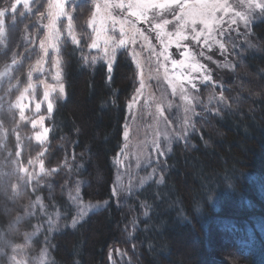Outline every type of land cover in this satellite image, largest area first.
I'll list each match as a JSON object with an SVG mask.
<instances>
[{
    "label": "trees",
    "instance_id": "1",
    "mask_svg": "<svg viewBox=\"0 0 264 264\" xmlns=\"http://www.w3.org/2000/svg\"><path fill=\"white\" fill-rule=\"evenodd\" d=\"M13 3L0 0V9ZM86 6L80 1L74 8L78 43L70 35L59 48L66 99L56 104L41 156L47 178L41 180L49 186L11 194L0 172V264L39 223L35 214L11 226L37 198L62 222L29 243L36 254L46 245L50 264H264V20L252 24L255 45L228 77L233 86L229 104L204 117L191 144L174 147L160 179L118 206L112 196L114 158L123 144L138 77L125 51L117 54L111 73L103 60L93 62L83 34ZM42 8L38 0L34 12L23 16L20 10L5 21L0 68L13 55L21 57L23 34L33 37L27 49L35 44L32 34H41L37 17ZM35 53L34 46L25 58ZM24 147L33 156L41 150L31 140ZM77 190L84 202L108 204L70 227L69 198ZM195 240L198 248L190 254L185 241L195 246Z\"/></svg>",
    "mask_w": 264,
    "mask_h": 264
},
{
    "label": "rangeland",
    "instance_id": "2",
    "mask_svg": "<svg viewBox=\"0 0 264 264\" xmlns=\"http://www.w3.org/2000/svg\"><path fill=\"white\" fill-rule=\"evenodd\" d=\"M36 1L38 0H27L29 8L25 9V0H19L18 3L14 0L15 13L22 10L21 15L24 16L25 13L34 12ZM80 1L89 4L86 6L87 11L84 17L86 31L83 32L85 37L87 36L88 53L99 59L105 55L102 40L98 48L91 47L92 41L96 39V32L93 29L99 28L101 17L107 18V35L115 37L117 41L121 38L119 22L124 21L125 45L116 49V56L119 52L125 51L136 66L138 84L133 95L136 100L133 102L132 98L129 104L133 106L131 109L127 108L123 144L114 158L115 177L112 196L115 204L121 206L125 205L130 197L137 194L147 184L158 180L157 178L160 179V171L165 167L174 147L178 144H191L192 139L198 134L199 124L202 123L204 117L221 111L229 104L233 86L228 77L233 76L238 58H242L245 52L251 51L254 47L255 43L250 29L253 23L264 20V12L260 9L252 11L248 25H245L235 16V13L248 12L246 7L248 0H243V2L242 0H180L192 6L218 2L224 4L229 10L225 12L222 8L215 12L216 22L212 25L210 36L204 30V26L197 23L195 25L197 32H204V35L194 39L195 33L191 31L193 25L189 23L184 30L188 38L180 41L179 46L170 45L166 53L169 59L165 60L162 54L164 44H167L169 33L173 34L172 38L175 39L174 34L181 24V21L176 18L180 15V9L176 4L164 9L150 8L146 12L147 19H140L136 15L129 14L136 11V8L129 9L127 5L129 3L133 5L160 4L167 3L168 0H39L43 6L40 10L41 14L37 17V23L42 29L41 34L39 32L32 34L36 39L30 49H27L25 45L33 37L23 34L25 44L21 57L16 59L14 64L10 58L8 60L10 62H4L0 68V73H5L7 69V74L0 76V153H2L0 172L2 186L11 194L18 193L23 187L49 186L48 183L42 182L47 178L46 173L41 172V164L43 165L41 156L46 151L45 146L51 133L49 121L53 117L56 104L66 99V85L59 48L70 36L69 18H71L72 26L71 37L74 35L78 43L72 18L74 8ZM254 2H260V0H254ZM58 3L63 4L65 13L57 20L60 38L56 42V50L48 46L47 54H45V49H42L40 45L48 35L46 25L49 22V5H53L51 11L56 13L58 9L55 5ZM106 3L109 5L123 3L125 7H110L105 10L103 6ZM11 6L4 17V32L0 37L2 43L7 36V19L15 14L11 11ZM97 6H99V11ZM108 12L111 13L110 18L107 17ZM113 19L117 21L114 25ZM233 19L236 23H232ZM165 20L169 21L166 25ZM133 27L138 31L133 32L131 30ZM206 36L208 37L207 42H205ZM221 43L224 44L223 49L220 48ZM34 46L36 53L25 58L26 53ZM134 53L136 59L133 58ZM101 60L108 64L106 59ZM172 60H184L185 65L174 67ZM114 62L115 59L112 66ZM137 62H139V68ZM29 72H31V77H29ZM57 72L60 73L59 81L54 79ZM205 76L208 79H205ZM241 79L245 80L244 77ZM59 83L64 85L63 95L58 90ZM30 84L32 87H29ZM173 84L177 85L175 92ZM180 85H183L184 93H181ZM26 88L27 92H25ZM45 91H49V100L53 101L51 114L47 111V101L43 99ZM239 91L243 92V89L240 88ZM21 94L23 98L20 102L24 106L25 117L23 120L20 118V109L13 107ZM185 95L187 100L183 98ZM242 95L236 98L240 99ZM38 102L41 103L39 112L35 107ZM40 117L44 118L43 127L39 123L33 127V121H39ZM43 128L48 129L47 138L43 141L37 140L36 136L42 133ZM125 131H127V139H125ZM28 140L40 147L39 154L33 156L27 153L24 144ZM29 174L34 178L30 179ZM36 201L30 203L22 215L16 216L11 226L18 223L20 219L34 217L35 214L40 217L39 223L32 233L25 236L24 243L16 248L15 252H13L14 246L9 248L1 264H12L10 257L13 255L21 264H50L51 257L46 245H43L42 250L36 254L30 251L29 243L44 232L50 234L56 231L62 222L56 211L46 213L40 202L36 203ZM69 202L74 211L72 218L66 223L70 227H73L74 220L76 225L108 204L107 202H84L78 191L70 196ZM194 242L196 245L192 244V246L185 241L190 254L196 252L198 248V241ZM113 256L115 253L111 254V257Z\"/></svg>",
    "mask_w": 264,
    "mask_h": 264
},
{
    "label": "snow or ice",
    "instance_id": "3",
    "mask_svg": "<svg viewBox=\"0 0 264 264\" xmlns=\"http://www.w3.org/2000/svg\"><path fill=\"white\" fill-rule=\"evenodd\" d=\"M19 2V0H17V3ZM243 2V0H242ZM172 4H176V6L180 9V15L177 16L176 18L178 20L181 21V24L179 26V28L177 29V31L175 32V39L172 38L173 34L169 33L167 34L168 36V40H167V44H164V41L161 40V43L164 44V53H162L164 55V59L168 60L169 57L166 54L167 53V49L170 45L172 44H176L177 46H179L180 41L182 40H186L188 37L184 34V30L185 28L188 26V24L190 23L191 25H193L191 31L193 33H195V36L193 37L194 39L199 38L201 35H204V32H197L195 25L197 23L202 24L204 26V30H206L210 36L211 31H212V25L214 22H216V17H215V12L220 10V9H224L225 12H227L229 9L225 7L224 4L221 3H204V4H200L198 6H192V5H187L184 4L182 2H180V0H168L167 3H149V4H136L133 5L132 3H129L127 5V7L129 9L132 8H136V11H132L129 14L130 15H136L138 16V18L140 19H147L146 17V12L148 9L150 8H168L170 7ZM53 5H49V22L46 25V27L48 28V35L45 37V40L41 42V48L45 49V54H47L46 48L48 46H51L54 50H56V42L59 41L60 38V32L57 29V20L61 15H64V6L62 3H58L55 5V7L58 9V11L56 13H53L51 11ZM104 9L107 10L110 7H116V8H123L125 7V5L123 3L120 4H114V5H109V4H104ZM247 9L249 10L248 12H236L235 16L238 17L245 25H248L250 18H251V12L255 11V9H260L261 12H264V0H260V2H254V0H248V3L246 5ZM24 8L28 9L29 5L27 3V0H25L24 3ZM97 9L99 11V6H97ZM7 9L5 10H0V37L3 36V32H4V17L6 14ZM11 11L13 13L16 12V4H13L11 6ZM107 17L110 18L111 17V13L108 12L107 13ZM106 17H101L100 21H99V28H94L93 30L96 32V39L92 41L91 47L92 48H98L100 46V41L102 40L103 42V51L105 53V55L103 57H101V59H106L108 61L107 64V69L108 72L111 73L112 72V64L113 61L115 59L116 56V49L123 47L125 45V40L123 39V37L126 35L125 33V29H124V21H120L119 23L121 24V28H120V36L121 38L117 41L115 37L109 36L107 35V28H106ZM12 20L13 22H15V16H12ZM95 23V21L93 22ZM113 25L115 23H117V21L115 19L112 20ZM167 23H169V21L165 20L164 24L166 25ZM232 23H236V20L233 19ZM157 27H160V25H157ZM133 32L138 31L137 29H135L134 27L131 29ZM68 31L69 34L71 35L72 33V26H71V18H69V25H68ZM141 35H143L141 33ZM73 42H77L76 41V37L73 35L72 36ZM145 39H147L145 37ZM208 37H205V42H207ZM220 48L223 49L224 48V44L221 43L220 44ZM134 59H136V54L134 53ZM96 58L93 57V62L95 63ZM13 64L16 62V58L15 55H13V59H12ZM39 63V62H38ZM172 65L174 67H183L185 65V61L184 60H172L171 61ZM137 67L139 68V62H137ZM193 69L195 70V66H193ZM7 74V69L5 71V73H0V76L2 75H6ZM29 77H31V72H29ZM54 79H56L57 81L60 80V73L57 72L56 76L54 77ZM179 79V78H177ZM205 79H208L207 76H205ZM142 86H143V82H142ZM29 87H32V85L30 84ZM47 87V86H46ZM58 90L60 92L61 95L64 94V85L62 83H59L57 85ZM173 91H176L177 85L173 84ZM180 91L181 93H184V88L183 85H180ZM55 90V89H53ZM28 89H25V92H27ZM23 98V94H21V97H19L17 99V102L15 105H13V107H17L20 109V118L21 120L25 119L24 117V106L21 104L20 100ZM185 100H187V96L185 95L183 97ZM44 101H47V111L49 114L52 113L53 111V101L49 100V91H45L44 92V96H43ZM136 97H133V102H135ZM132 104H129V109L132 108ZM36 111L39 112L40 108H41V103H36ZM43 117H40L39 121H33V127H36V124L39 123L41 125V127H43ZM47 133H48V129L47 128H43L42 133L37 134L36 139L37 140H41L43 141L44 139L47 138ZM125 139H127V131H125ZM31 163V162H30ZM26 171V170H25ZM41 172H44V168L43 165L41 164ZM29 178H34L31 177V174H29ZM78 191V190H77ZM39 198H37L36 203H39ZM19 219V217L17 218ZM76 221H73V226H75ZM20 247L19 245L15 246L13 248V252H15L16 248ZM10 261L12 262V264H21L20 261H17L16 256L13 255L10 257Z\"/></svg>",
    "mask_w": 264,
    "mask_h": 264
}]
</instances>
